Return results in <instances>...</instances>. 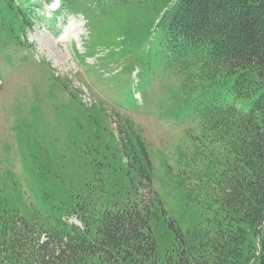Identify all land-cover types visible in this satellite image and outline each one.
<instances>
[{
    "label": "rangeland",
    "instance_id": "1",
    "mask_svg": "<svg viewBox=\"0 0 264 264\" xmlns=\"http://www.w3.org/2000/svg\"><path fill=\"white\" fill-rule=\"evenodd\" d=\"M52 1L33 6L24 48L22 28L0 12V30L9 31L0 36V209L57 214L82 228L67 212L78 203L98 214L123 198L132 182L127 158L142 146L166 218L190 232L202 209L187 205L178 170L197 145L203 90L163 59L170 5L82 0L68 16L48 14ZM148 194L143 187L138 195ZM163 218L153 227L160 258L174 239Z\"/></svg>",
    "mask_w": 264,
    "mask_h": 264
},
{
    "label": "trees",
    "instance_id": "2",
    "mask_svg": "<svg viewBox=\"0 0 264 264\" xmlns=\"http://www.w3.org/2000/svg\"><path fill=\"white\" fill-rule=\"evenodd\" d=\"M59 1L64 14L83 6ZM165 1L163 59L181 79L194 74L203 90L195 106L197 145L178 170L186 203L202 209L201 221L183 233L166 218L139 145L127 158L132 182L123 198L98 214L78 203L67 212L82 228L57 214L0 209V264H264V0ZM37 3L0 0V12L24 31L27 6ZM143 187L148 201L138 195ZM158 214L174 232L163 258L156 256Z\"/></svg>",
    "mask_w": 264,
    "mask_h": 264
},
{
    "label": "snow or ice",
    "instance_id": "3",
    "mask_svg": "<svg viewBox=\"0 0 264 264\" xmlns=\"http://www.w3.org/2000/svg\"><path fill=\"white\" fill-rule=\"evenodd\" d=\"M58 5L56 4V3H54L53 5H52V7L53 8H56Z\"/></svg>",
    "mask_w": 264,
    "mask_h": 264
}]
</instances>
